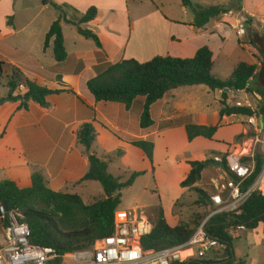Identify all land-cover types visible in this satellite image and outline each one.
<instances>
[{"label":"crops","instance_id":"1","mask_svg":"<svg viewBox=\"0 0 264 264\" xmlns=\"http://www.w3.org/2000/svg\"><path fill=\"white\" fill-rule=\"evenodd\" d=\"M231 1L194 0L192 3L202 6H228ZM49 2L58 5L67 4L80 13H84L88 8L95 6L97 8L96 18L84 27L95 32L102 49L99 50L91 40L83 38L75 26L62 23L61 29L67 57L64 62L56 63L53 57L52 44L50 43L44 49L45 35L50 25L58 17V13ZM6 4L10 9L7 14ZM43 4L45 5L44 8L49 7L52 11H49V19L38 33L34 29L30 30L29 35L37 34L36 42L33 44L28 39L22 42L18 41L17 60L9 59L6 63L18 68L26 78L37 85L49 90H62L64 92L48 96L46 107H41L32 101L27 102V109L20 110L18 109L20 102H5L0 105V182L11 181L20 188L29 187L31 175L34 172H39L50 190L67 194H70V189L82 186L85 182H93L81 181L89 168L88 153L77 142L76 134L85 123H91L95 129L97 136L93 145L98 141L108 143L111 142L112 137L116 138L117 146L123 153L120 157L129 152L131 141H151L154 144L152 165L142 151L132 146L139 150L141 156L149 164L148 170L143 169L137 172L146 174L153 168L154 163H157L155 165L159 169L161 164L167 166V164L175 163L178 168V177L175 180L177 186L190 171L187 162L220 159L221 155L230 151L236 138L242 134L244 140L248 138L247 130L241 125V121L246 119L245 116L231 115L220 118V99L216 125H210L205 115H201L198 119L190 122L198 126H217L213 138L208 140L197 137L189 142L183 122L184 116L174 117L170 113L166 114L163 110L174 100L173 92L184 87L169 91L161 100L153 104L149 111L153 125L150 128L141 129L139 124L142 99L136 100L128 110L121 104L96 102L89 93L86 82L95 76V68L102 64H115L130 59L139 63H146L156 56L190 59L203 46H207L212 52L213 69L215 63L221 58L227 64L234 59L239 61V56H245L247 59V62H232V66L226 68L230 72L227 73L228 76L225 78L218 76V78L223 80L228 78L234 67L241 62L255 65L254 78H258L262 75L264 63L259 60V55L252 46L245 45V51L232 52L227 42L232 34L238 39L237 28H244L245 25L255 29L259 21H264V0H240L235 10L216 20H211L201 29L194 28L193 22L177 16L173 9L174 5L179 7L184 14L186 12V8L181 5V0H47V3ZM11 9L12 0H0V29L4 27V24L6 25V15L13 13ZM247 20L250 23H247ZM84 39L90 42H86ZM69 41H71V50L68 48ZM83 44L87 46L86 49L82 48ZM11 48L15 49L16 44L13 43ZM226 65H223L224 69ZM211 92H217L221 97V91ZM23 93L17 90L14 95ZM263 93L261 91L259 94H254V97L251 96L262 104ZM242 94H245L244 102L247 104L236 101L233 106L240 103V106L252 108L247 102L249 100L248 94L244 91H230L228 105L231 106L232 99L235 100L238 95ZM136 103L139 105L140 111L133 114V107ZM156 114L162 122L157 127L154 119ZM234 118L241 119V124L238 123L232 136L227 140H217L215 145L210 142L217 138L223 121L226 120L224 125L231 124L230 121ZM176 137L179 138L182 148L175 153L172 152L170 144L176 142ZM225 142H227V147L220 145V143L225 145ZM93 145L90 151L107 162L104 156H99L94 152ZM159 148L163 150L161 154ZM169 149L171 154L168 152ZM191 151L193 154L186 157L184 152ZM206 152L209 153V156L206 155ZM160 156L162 160H160ZM219 168L215 169L216 174L219 172ZM116 178L122 182L121 177ZM184 191L181 188L180 192ZM179 193L170 199L166 207H161L164 218L171 227L179 222L178 219L175 221L172 216V210L178 201ZM103 197L104 195L93 198L88 204ZM260 226L261 224L253 230L245 228V230L238 232L237 238H232V241L241 239V237L251 239L256 230H261ZM247 231L249 234L243 236V233ZM254 248L251 246L246 252H242L239 247L235 248L232 244L233 257L235 260L237 256L238 259L243 258L240 263L245 264L244 259L251 258L252 255L256 254ZM259 253L264 255V246ZM218 254L215 250L212 259L224 261L228 257L227 252L221 258L217 256ZM260 264H264V262Z\"/></svg>","mask_w":264,"mask_h":264},{"label":"trees","instance_id":"2","mask_svg":"<svg viewBox=\"0 0 264 264\" xmlns=\"http://www.w3.org/2000/svg\"><path fill=\"white\" fill-rule=\"evenodd\" d=\"M240 0H232L228 6H202L192 3L191 0H181V5L191 11L194 20L192 26L201 29L211 20L228 14L235 10ZM58 13L57 19L50 25L45 38L44 49L52 44L53 57L56 63L66 60L61 24L67 23L77 28L78 33L85 39L91 40L95 47L101 50V43L94 31L85 28L97 16L95 7L88 8L80 13L67 4L49 2ZM11 17L7 25L11 26ZM247 23H250L247 20ZM256 33L249 36V44L264 57V51L258 47ZM212 52L207 46L197 50L193 58L181 59L170 56H156L146 63H139L133 59L123 60L115 64H106L95 68V76L86 82L89 93L96 102L117 103L128 110L138 99H142V113L140 128L147 129L153 125L150 117V107L161 100L171 90L187 86L204 85L210 91H221L219 116H245L256 113L249 107L229 106L230 91H244L252 93L248 84L255 76V65L238 63L230 76L220 79L212 74ZM3 74L7 75V95L0 98V105L5 102H20L18 109H27V102L32 101L41 107H46V98L50 95L64 92L62 90H49L29 80L18 68L0 62V80ZM20 86L25 88L21 95L14 93ZM227 89L228 92L224 90ZM71 92V91H70ZM264 123V107L259 111ZM217 126H198L185 124V131L189 142L197 137L211 140L217 131ZM96 132L91 123L83 124L77 131V142L88 153L89 168L81 181L98 182L104 191V197L95 199L91 204H84L78 195L53 192L39 172H34L30 177L31 185L20 188L14 182H0V204L5 203L8 211L19 208L24 222L28 225L29 240L32 244L49 247L62 256L66 253L90 248L96 240L108 237L112 233L114 212L121 201V191L132 186L135 179L143 172H133L125 182L107 172V162L92 153L91 147L96 139ZM240 135L238 138H243ZM130 145L139 149L152 165L154 144L151 141L133 140ZM117 152V156L122 155ZM227 155H221V167ZM190 171L186 178L179 184L180 188L193 189L198 193L197 205L207 206L209 195L198 189L196 184L201 180L203 172L208 167H217L209 161H189ZM262 159L257 156L256 174L261 170ZM252 179L248 182L251 183ZM7 220H0V224ZM264 226V196L253 194L242 207L241 215L235 217L221 214L213 217L207 226V232L218 239L226 247L228 257L220 260H189L173 264H235L232 252V239L227 234L231 226L243 225L246 229H254L258 225ZM193 225V226H192ZM198 224L178 222L171 227L166 222L163 210L160 208L149 235L141 239L144 250L159 251L165 248L180 245L187 241L193 234ZM241 264V263H239Z\"/></svg>","mask_w":264,"mask_h":264},{"label":"rangeland","instance_id":"3","mask_svg":"<svg viewBox=\"0 0 264 264\" xmlns=\"http://www.w3.org/2000/svg\"><path fill=\"white\" fill-rule=\"evenodd\" d=\"M191 1L194 2V0ZM43 6L45 5L42 3V0H12L11 11L13 13L6 15V25L4 24V27L0 29V62L6 63V61L9 59L17 60V53L19 52V44H17L18 41L22 42L23 40L28 39V41H31L33 44L36 42L37 34L33 33V35H29L30 30L34 29L38 33L41 27H43L49 19V11H52L51 8H44ZM173 9L175 10V13L179 18L187 21L189 20V22H193L194 16L191 11L186 9V12L184 14L176 5L173 6ZM9 11L10 9L6 4V14ZM9 17H11V26L7 25V20L9 19ZM244 31L245 35L242 40L236 39V36L232 34V37L227 42L228 46L230 47L229 49L232 52H240L241 50L245 51V45H250L248 40L249 36L257 33L260 37L257 40V45L264 51V26L258 24L255 29H252L251 27L244 25ZM84 41L90 42L85 39ZM13 43L16 44L15 49L11 48ZM70 43L71 41L68 42L69 50H71ZM82 48L86 49L87 46L83 44ZM252 48L259 55V60L264 63V57L260 55L254 47ZM221 60L222 58L220 59V61L215 63L213 69V74L221 78H225L228 76L227 73L229 71H227L226 68H228V66L230 68L232 62H247L245 56H239V61L234 59L235 61L233 60L228 64L227 62H223V60ZM100 61L102 60L100 59ZM223 65H226L225 69ZM103 66H105V64H102L98 67ZM262 68V75L258 78L255 77L252 81L249 82V88L252 93L245 92L249 97V100L247 102L252 106L251 109L258 113V115L260 114L259 111L264 106V95H262L261 97L263 100L262 104L259 101L253 99V97L254 94H259L261 91L264 92V67ZM6 80L7 75L3 74L0 80V98H4L7 94ZM172 95H175L174 100L171 101L168 106L163 108L166 114L170 113L174 117L184 116V124H192L190 122L198 119L201 115H205L208 118V122L210 125L217 124V112L220 105L219 99L221 100V97L217 92H211L205 86H196L177 89L175 92H173ZM244 96L245 94H242L238 95L237 99L235 100L233 98L231 106H233L236 101H240L242 102V104H247L246 102H244ZM138 111H140L139 105L136 103L133 107V114L137 113ZM154 119L156 127L162 124V122L158 119L157 114L154 115ZM225 121L226 120L223 121L222 128L217 133V138H215L214 141H210L214 145L217 140L229 139L232 136L233 131L236 130V126L238 125V123H240L241 119L234 118L230 121L232 123L227 125H224ZM241 123L240 124L247 130L248 138L251 137L253 132L247 123V119H243V122L241 121ZM131 129L133 130V127ZM106 135L109 136V134ZM111 139V142L106 143V141H98L93 145L94 152L99 156H104L106 158L107 172L110 175L114 177H121L122 182H124L133 172H137L143 169L148 170L149 164L147 160H145L144 157L141 156L139 150L130 146L129 152L126 155L118 157L117 152L121 150L117 146L118 141L113 137ZM243 140L244 138H236L235 142L231 145L230 151L237 150L239 144H241ZM175 141L176 142L172 145L170 144V147L172 152L176 153L180 151L182 145L178 137H176ZM220 145L227 147V142H225V145L221 143ZM159 149L161 151V154L163 150L162 148ZM168 152L169 154H171L170 149ZM184 153L186 157H189L193 154L192 151ZM206 155L209 156V153L206 152ZM160 160H162V158ZM207 160L211 161V159ZM155 164L157 165V163H154L153 168H151L146 174L137 177L132 186L127 187L121 191V201L117 209L125 211L142 209L145 217L148 219L152 226L154 221L156 220L158 210L161 207H166L170 199L176 196L181 190V188L175 183V180L178 177V168L176 164H167V166L165 164H161L160 169L156 167ZM215 176V169H213L212 167L206 168L201 176V180L198 182V184H196L195 187L207 193L208 195L211 194L210 183L211 179ZM184 190V192L179 193L178 201L176 202L172 210V216L174 217L175 221L176 219H178L179 222H194L198 224L208 214L209 201L207 202V206L197 205L196 201L199 197L198 193L193 189L185 188ZM69 193L79 195L85 204L90 203L93 198L101 197L104 195L102 186L98 182H85L82 186H77L74 189H70ZM260 229L261 230H256L255 235H253L251 239L241 237V239L232 241L233 247H239L242 252H246L247 249L251 246L255 247L254 251L256 254L252 255L251 258L244 259L245 264H260L264 262V255L259 253L260 249H262V247L264 246V226L261 225ZM248 231L243 233V236L248 235ZM216 251L219 253L217 255L219 258L224 256V254L226 253L223 249L219 248L216 249ZM214 252L215 250L212 253ZM236 254L238 255L237 252ZM240 260H243V258L238 259L237 256V262H235V264H239Z\"/></svg>","mask_w":264,"mask_h":264},{"label":"built area","instance_id":"4","mask_svg":"<svg viewBox=\"0 0 264 264\" xmlns=\"http://www.w3.org/2000/svg\"><path fill=\"white\" fill-rule=\"evenodd\" d=\"M258 24L264 26V21ZM236 34L242 40L244 28H237ZM18 90L25 92L23 86ZM246 119L252 136L225 156L224 166L211 179L208 214L184 243L159 251L144 250L141 239L150 234L152 225L142 209L116 210L110 236L96 240L88 249L60 256L52 248L30 242V231L19 208L8 211L0 204V220H7L6 224H0V264H173L213 260L212 252L218 248L226 251V247L207 232L210 220L221 214L237 217L253 194L264 196V123L261 114ZM257 156L262 159V167L256 174ZM243 230L245 227L239 225L229 227L226 232L232 239Z\"/></svg>","mask_w":264,"mask_h":264},{"label":"water","instance_id":"5","mask_svg":"<svg viewBox=\"0 0 264 264\" xmlns=\"http://www.w3.org/2000/svg\"><path fill=\"white\" fill-rule=\"evenodd\" d=\"M42 2H43V3H47V0H42ZM224 91L227 92L228 90L225 89ZM209 164L212 165V166H215V167H220V166H221V162H220V161H217V160H211V161H209ZM2 205H3L4 208L7 210V208H6V204L3 203ZM7 217H8V214L6 213V214H5V218H7Z\"/></svg>","mask_w":264,"mask_h":264}]
</instances>
